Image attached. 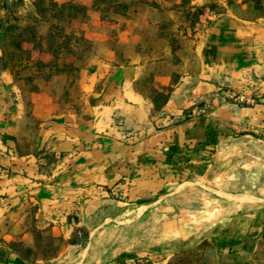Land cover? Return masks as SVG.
<instances>
[{
	"label": "crops",
	"instance_id": "0c3cea01",
	"mask_svg": "<svg viewBox=\"0 0 264 264\" xmlns=\"http://www.w3.org/2000/svg\"><path fill=\"white\" fill-rule=\"evenodd\" d=\"M210 2L138 0L131 18L110 23L87 0L89 18L110 27L82 28L96 54L90 75L37 79L38 89L22 97L6 93L15 81L0 69L1 240L16 241L13 229L28 212L52 220L53 208L109 188L155 198L91 199L81 216L87 242L62 264H134L205 240L221 264H255L264 235V19L217 0L223 11L198 30L188 16ZM230 92L256 103L237 104ZM244 133L255 137H233ZM213 142L206 170L166 182L170 164H201ZM175 152L180 167L166 159ZM237 166L248 170L224 174ZM246 213L253 214L191 233Z\"/></svg>",
	"mask_w": 264,
	"mask_h": 264
},
{
	"label": "trees",
	"instance_id": "16d2710c",
	"mask_svg": "<svg viewBox=\"0 0 264 264\" xmlns=\"http://www.w3.org/2000/svg\"><path fill=\"white\" fill-rule=\"evenodd\" d=\"M4 11V18L0 20V69L8 70L14 81L18 75L25 77V82L30 84V92L38 89L35 83L37 79L49 81L53 77L64 75L67 78H76L82 71H93V61L96 55L93 43L88 40L83 32L73 27V22H86L89 20V9L85 4L70 0L65 3H57L54 0H0ZM247 11L251 12L250 18L264 19V0H244ZM135 0H91V7L99 14L100 20L116 23L118 20L129 19L136 12ZM211 10L218 12L214 6ZM200 11L192 15L196 21ZM20 13V15H19ZM11 20V21H10ZM49 55V61L44 62L40 55ZM37 55V57H35ZM244 135L255 137L254 134H236L234 138ZM216 142L211 143L207 149L206 159L197 166L187 165L185 168L176 170L169 165L167 174L164 176L167 182H182L192 174H201L209 164V160L215 154ZM169 155V154H168ZM167 160H175L179 167L183 156L180 153H172ZM48 164L54 162V158L46 156ZM109 199L119 200L114 197L118 193L115 190L105 188ZM155 198L141 202H149ZM74 220L82 227L81 234L72 240L79 249H82L88 239V231L82 224L79 216H66V222ZM39 232V231H38ZM264 237V235H263ZM49 240L56 238L50 233ZM21 242L11 241L9 243L0 239V261L4 256H13L20 259L21 264H37L36 258H31L32 249L28 254L21 248ZM211 244L205 240L196 250H207ZM183 253L174 254L178 257ZM146 258V257H143ZM138 259V264L148 259ZM157 261H165L164 255L156 256ZM66 261V260H65ZM65 261H45L46 264H62ZM140 261V262H139ZM137 262V261H136ZM8 264H14L15 259H7ZM168 261L166 264H169ZM134 264H137L134 262Z\"/></svg>",
	"mask_w": 264,
	"mask_h": 264
},
{
	"label": "rangeland",
	"instance_id": "374dc122",
	"mask_svg": "<svg viewBox=\"0 0 264 264\" xmlns=\"http://www.w3.org/2000/svg\"><path fill=\"white\" fill-rule=\"evenodd\" d=\"M63 1V0H60ZM65 2H68L70 0H64ZM80 2L82 4H85L87 0H73ZM136 3H138V0H135ZM244 0H227V3L229 7L234 9L235 11L241 7ZM207 6H214V8L218 12L223 11V6L220 5L217 0H211L210 3H207ZM135 8H138V4L135 5ZM204 7L202 6L200 10H202ZM199 10V11H200ZM247 16H251V12L245 10ZM90 13V12H88ZM4 11L2 9V3L0 1V20L4 18ZM20 15V13H19ZM192 17V16H188ZM11 21V20H10ZM165 22V21H164ZM90 26L91 29L97 28L99 30H110V27L108 26H102L94 23V20L92 18H89L88 21L86 22H73V27L78 28L81 30L84 34V31L82 28H86V26ZM102 42H96L95 43V48H102L103 47ZM37 57V55H35ZM41 58L43 60H48L49 56L42 54ZM8 71V70H7ZM9 72V71H8ZM81 78H86L88 75L87 72L83 71L80 74ZM18 80H15L14 86H6V93L10 96H14L15 93L20 94L22 97L27 94L30 91V84H27L25 82V77L23 75H18ZM65 76H60V78H64ZM90 77V76H89ZM63 84V81L62 83ZM68 86L70 85V81H67ZM55 86V85H54ZM57 87L59 84L56 85ZM67 86V85H65ZM70 87V86H69ZM74 91H78L77 87L74 89ZM218 144H215V152L217 150ZM213 156L210 158L209 164L205 167V170L208 168V166L212 163ZM243 170H248V168L243 167V166H237L235 168H231L228 171H226L227 174L228 172H235V171H243ZM250 170V169H249ZM195 175V174H192ZM191 175V176H192ZM218 179V178H217ZM234 179H239L238 177H234ZM167 182V181H166ZM165 182V183H166ZM162 183V182H161ZM156 192V191H155ZM154 193V192H153ZM155 194H152L151 196H144L140 192H138V196L134 194H128V195H123V194H117L114 197H117L121 199L123 202H133V201H144L148 200L152 197H154ZM109 195L102 189L96 188L94 191L93 196H87L83 198H79L74 205H70L68 207H60L58 209L53 208V218L52 220H47L44 218H41L39 220H36L34 217H32L31 213H27L26 217L21 220V222L18 223V225L15 226L13 229V232L15 233L17 239L16 241L21 242L22 250L25 252V254H28V249H32V252L30 253L31 258H36L37 264H46L45 261L47 260H52V261H65L68 258H70L72 255H74L79 247L78 245L73 242V238L76 234H81L82 227L78 225L73 219L68 223L66 222V214L70 213L72 216H79L81 218L83 210L85 209L87 203L94 198L97 199H109ZM48 212L50 211V208H47ZM253 213H246V214H240L237 216H232V217H226L223 218L216 223L206 226V227H201L198 229L193 230L191 233H198V232H206L208 230H213L216 228V226H220L222 224H226V222H232L236 221L244 216L250 215ZM49 217V215H48ZM83 224V222H82ZM84 225V224H83ZM85 226V225H84ZM55 227L59 230L55 238V240L50 241L49 240V234H52V228ZM86 227V226H85ZM87 229V228H86ZM39 231V232H38ZM167 231V230H166ZM169 231V230H168ZM157 235V233H155ZM53 235V234H52ZM139 237H142L143 239H146L148 237L142 236V234L139 235ZM211 244V248L203 251V250H188L183 253L182 255H179L178 257L176 256H168L164 255L166 257L165 261H157L155 259L156 256L160 255H154L142 259H148L150 263H146L145 261L140 262L139 264H166L168 261L170 262L169 264H221V262L216 258V254L212 249V244L213 240L208 241ZM256 261L255 264H264V237L260 241L258 245V250L256 251ZM15 259L14 264H21V261L17 257L13 256H4L3 259L0 261V264H8L7 259ZM141 259V260H142ZM135 263L138 264V261ZM230 263V261H224V264Z\"/></svg>",
	"mask_w": 264,
	"mask_h": 264
},
{
	"label": "built area",
	"instance_id": "2783aa9c",
	"mask_svg": "<svg viewBox=\"0 0 264 264\" xmlns=\"http://www.w3.org/2000/svg\"><path fill=\"white\" fill-rule=\"evenodd\" d=\"M219 13L211 10L210 8H206L200 12L197 18V22L195 27L199 29L207 28L218 16ZM230 98L237 104L244 105H254L256 103V98L248 96L245 93L239 92H230ZM264 101V99H261Z\"/></svg>",
	"mask_w": 264,
	"mask_h": 264
},
{
	"label": "bare ground",
	"instance_id": "6f19581e",
	"mask_svg": "<svg viewBox=\"0 0 264 264\" xmlns=\"http://www.w3.org/2000/svg\"><path fill=\"white\" fill-rule=\"evenodd\" d=\"M87 251V250H86Z\"/></svg>",
	"mask_w": 264,
	"mask_h": 264
}]
</instances>
